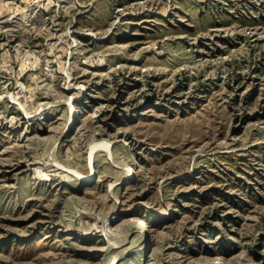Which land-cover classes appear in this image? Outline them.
Returning <instances> with one entry per match:
<instances>
[{
  "label": "rangeland",
  "instance_id": "1",
  "mask_svg": "<svg viewBox=\"0 0 264 264\" xmlns=\"http://www.w3.org/2000/svg\"><path fill=\"white\" fill-rule=\"evenodd\" d=\"M0 264H264V0H0Z\"/></svg>",
  "mask_w": 264,
  "mask_h": 264
},
{
  "label": "bare ground",
  "instance_id": "2",
  "mask_svg": "<svg viewBox=\"0 0 264 264\" xmlns=\"http://www.w3.org/2000/svg\"><path fill=\"white\" fill-rule=\"evenodd\" d=\"M99 144H103V143H102V142H94V143H92L91 148H90V151H89V157H90V158L92 157L93 152L97 149V146H98ZM95 152H96V151H95ZM90 162H91V161H90ZM129 168H130V166L128 165L127 168L124 169V170H127V169H129ZM130 169H131V168H130ZM127 173H129V172H127Z\"/></svg>",
  "mask_w": 264,
  "mask_h": 264
}]
</instances>
